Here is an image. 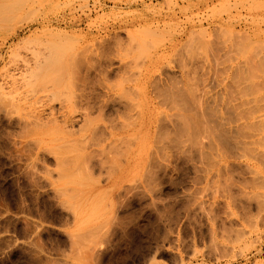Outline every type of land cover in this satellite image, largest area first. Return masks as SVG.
I'll list each match as a JSON object with an SVG mask.
<instances>
[{"label":"rangeland","instance_id":"rangeland-1","mask_svg":"<svg viewBox=\"0 0 264 264\" xmlns=\"http://www.w3.org/2000/svg\"><path fill=\"white\" fill-rule=\"evenodd\" d=\"M0 85V264H264V0H0Z\"/></svg>","mask_w":264,"mask_h":264},{"label":"bare ground","instance_id":"bare-ground-1","mask_svg":"<svg viewBox=\"0 0 264 264\" xmlns=\"http://www.w3.org/2000/svg\"><path fill=\"white\" fill-rule=\"evenodd\" d=\"M205 2H206V0H205ZM206 4H207V3H206ZM3 84H4V83H3ZM3 84H1V85H3ZM1 85H0V96L3 95V94H1V93H3V90H5V88H3L4 86H1ZM6 91H7V90H6ZM5 93H6V92H4V94H5ZM7 93H8V91H7ZM3 97L5 98V96H3ZM3 97H1V98H3ZM4 98H3V99H4ZM3 99L0 100V101H1V102H0V103H1V104H0V107H3V103H2V102L4 101ZM2 100H3V101H2ZM6 104H7V103H6ZM4 106H5V104H4ZM6 106H7V105H6ZM6 106H5V107H6ZM0 109H1V108H0ZM2 110H4V109L2 108ZM0 111H1V110H0ZM4 111H5V110H4ZM66 120H69V117H68V116H66ZM121 181H122V179L118 180V181H117V184H119Z\"/></svg>","mask_w":264,"mask_h":264}]
</instances>
